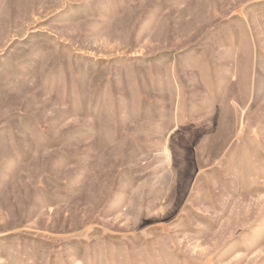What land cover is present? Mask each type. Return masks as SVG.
<instances>
[{
  "label": "rangeland",
  "instance_id": "rangeland-1",
  "mask_svg": "<svg viewBox=\"0 0 264 264\" xmlns=\"http://www.w3.org/2000/svg\"><path fill=\"white\" fill-rule=\"evenodd\" d=\"M0 264H264V0H0Z\"/></svg>",
  "mask_w": 264,
  "mask_h": 264
}]
</instances>
